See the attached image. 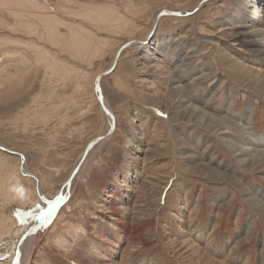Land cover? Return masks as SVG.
<instances>
[{"label": "rangeland", "instance_id": "374dc122", "mask_svg": "<svg viewBox=\"0 0 264 264\" xmlns=\"http://www.w3.org/2000/svg\"><path fill=\"white\" fill-rule=\"evenodd\" d=\"M263 26L264 0H0V264H264Z\"/></svg>", "mask_w": 264, "mask_h": 264}, {"label": "bare ground", "instance_id": "6f19581e", "mask_svg": "<svg viewBox=\"0 0 264 264\" xmlns=\"http://www.w3.org/2000/svg\"><path fill=\"white\" fill-rule=\"evenodd\" d=\"M30 1V0H29ZM23 4V3H22ZM19 6H20V4H19ZM46 14V13H45ZM262 17V15L260 14V12L259 11H257L256 12V16H254V17H252L251 19L252 20H255V19H258V18H261ZM260 22H262V20L260 21ZM52 27V26H51ZM49 33V32H48ZM53 33V32H52ZM259 34L262 36V39H263V42H264V26L261 28V30H260V32H259ZM153 41L151 42V43H149V42H147V41H145L144 43H146L145 45H144V52H146V54H149L150 52H151V49H153L154 48V46L156 45V43H157V38H153L152 39ZM133 43H135L136 44V42L135 41H132ZM132 42H128V43H132ZM138 45V44H137ZM129 46H131L130 44H129ZM129 46H127V47H129ZM122 48V50H124L126 47L125 46H122L121 47ZM122 50H118V52L117 53H119V54H121V51ZM117 55V54H116ZM119 56V55H118ZM115 59V58H114ZM118 59H119V57H118ZM118 59L116 60V61H114L113 60V63H112V65H113V69L116 67V65H117V62H118ZM45 66V65H44ZM50 66V65H49ZM112 67V66H111ZM110 67V68H111ZM51 68V67H50ZM109 68V69H110ZM45 70V69H44ZM43 70V71H44ZM100 75V74H99ZM98 75V76H99ZM97 76V77H98ZM96 77V78H97ZM202 79V78H201ZM96 79L94 80V84H95V89L97 88V86H96ZM190 93V92H189ZM192 96H193V94H192ZM97 98H98V100H99V103H100V105H101V107H102V109L104 110V112L106 113V115L108 116V120H109V123H110V131L106 134V135H103V136H101V137H98V138H96L95 140H93V141H95L96 142V144L100 141V140H103L104 138H107V137H109L111 134H112V132L114 131V128H115V121H114V116L112 115V113L110 112V110L108 109V107L106 106V103H105V101H104V97H103V94H98L97 93ZM195 100V99H194ZM203 107L204 108H208L207 106H204L203 105ZM191 115H193V112H191ZM191 115H189L188 117H191ZM193 117V116H192ZM233 118V117H232ZM193 119V118H192ZM206 120V119H205ZM205 122V121H204ZM222 123V122H221ZM220 123V124H221ZM246 128H248V127H246ZM248 131L246 132V134L248 135V134H250L251 132L249 131V129H247ZM95 144V145H96ZM243 145H245L246 147H244V149H251L252 150V148H254V147H264V138H261V137H256V136H253V138H250L249 139V141L248 140H245L244 141V143H243ZM0 148H2V147H0ZM4 149V148H3ZM9 149V148H8ZM237 149V148H236ZM260 152V151H259ZM263 152V153H262ZM261 153H260V156L261 157H264V149H263V151H262ZM88 153V152H87ZM86 153V154H87ZM252 153V152H251ZM86 154L84 153V155H83V157H85L86 156ZM239 155H247L248 156V153L246 154L245 152L243 153V151H241L240 153H239ZM253 158V157H252ZM242 161H245L246 159L245 158H243V159H241ZM240 160V161H241ZM77 170H78V168H76ZM75 169V171H77ZM21 171L23 172V174H25V175H28V176H30V177H32V178H35V176L33 175V174H31V173H28V172H26L25 170H24V167H23V165H22V167H21ZM75 171H74V173L70 176V178L65 182V184H64V186H67L71 181H72V179L74 178V175H75ZM5 173V172H4ZM7 173V172H6ZM8 175V174H7ZM10 175V174H9ZM5 177H7V176H5ZM17 179V178H16ZM34 180V179H33ZM28 182V181H27ZM37 184V183H36ZM62 184V183H61ZM3 186H4V184H3ZM8 186V185H7ZM2 188V187H1ZM23 188V187H22ZM1 190V189H0ZM62 190H63V188L61 189V191H60V194H59V196H58V198H59V200H61L60 198H61V192H62ZM25 191V190H24ZM17 193V192H16ZM10 194V193H9ZM40 196V195H39ZM9 197V196H8ZM36 200V199H35ZM53 205V204H52ZM45 215H47V214H43V216H45ZM6 220V219H5ZM41 220V219H40ZM39 222V221H38ZM55 223V222H54ZM3 223H1L0 225H2ZM5 226V225H4ZM9 226V225H8ZM7 226V227H8ZM36 227H37V225H36ZM66 227V226H65ZM64 227V228H65ZM3 228V227H2ZM30 228V227H29ZM77 228V227H76ZM74 229V228H73ZM1 230V229H0ZM8 230V229H7ZM27 230H29V229H27ZM32 231V230H31ZM59 231V230H58ZM10 232V231H9ZM28 232V231H27ZM31 233V232H30ZM9 234V233H8ZM28 234V233H27ZM34 234V233H33ZM30 235H32V233L30 234ZM64 235V234H63ZM66 235V234H65ZM64 235V236H65ZM28 236V235H27ZM57 238H58V236H57ZM66 238V237H65ZM32 239H33V237H32ZM64 239V238H63ZM26 240H29L28 239V237H27V239ZM25 240V241H26ZM57 240H59V238L57 239ZM27 242V241H26ZM26 242H24V243H22L21 244V246H19L18 247V251H16V257H17V260H16V264H24V257H23V255H22V252H23V248H24V246H25V244H26ZM4 243V242H3ZM63 246V245H62ZM24 252H25V250H24ZM24 254V253H23ZM27 260V259H26ZM29 260V259H28ZM29 264V263H28Z\"/></svg>", "mask_w": 264, "mask_h": 264}, {"label": "water", "instance_id": "95a60500", "mask_svg": "<svg viewBox=\"0 0 264 264\" xmlns=\"http://www.w3.org/2000/svg\"><path fill=\"white\" fill-rule=\"evenodd\" d=\"M173 14H175V13H173ZM164 15V14H163ZM176 15H178V14H176ZM129 44L130 45H132L133 44V42L132 43H126V44H124V45H122V46H125V47H127V46H129ZM121 46V47H122ZM119 48L120 50H122V48ZM118 55H120L119 53H117V55L115 56V59H114V61H116L117 59H118ZM113 70V65H112V67L110 68V69H108V70H106L105 72H103L102 74H100L97 78H96V86H97V88H96V91H97V93L98 94H101V91H100V86H99V79L102 77V76H104V75H107L108 73H110L111 71ZM96 144V142L95 141H92V142H90L87 146H86V149H85V154L94 146Z\"/></svg>", "mask_w": 264, "mask_h": 264}]
</instances>
